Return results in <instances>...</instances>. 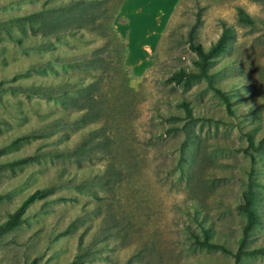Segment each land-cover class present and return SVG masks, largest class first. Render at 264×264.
<instances>
[{
    "label": "rangeland",
    "instance_id": "374dc122",
    "mask_svg": "<svg viewBox=\"0 0 264 264\" xmlns=\"http://www.w3.org/2000/svg\"><path fill=\"white\" fill-rule=\"evenodd\" d=\"M68 1L0 0V163L33 157L0 170V223L50 190L0 236V264H68L80 249L81 264H264L233 258L248 189L260 220L245 244L264 249V147L248 146L264 136V0H179L140 74L120 8L119 40L103 18L53 38L13 21ZM97 1L96 15L118 0ZM194 25L204 48L223 25L233 37L209 83L167 81L195 69ZM201 228L223 250L193 244Z\"/></svg>",
    "mask_w": 264,
    "mask_h": 264
},
{
    "label": "trees",
    "instance_id": "16d2710c",
    "mask_svg": "<svg viewBox=\"0 0 264 264\" xmlns=\"http://www.w3.org/2000/svg\"><path fill=\"white\" fill-rule=\"evenodd\" d=\"M107 0H103L102 2H106ZM112 1V0H108ZM123 0H118L116 4L108 9H104L101 13L93 14V7L98 4L97 0H70L65 3L59 4V6H50L43 7L39 10L33 11L27 15L14 18L13 21H24L29 25V30L32 35H40L43 38H53L57 37L61 34H75L78 33L81 29L86 28V25L96 26L95 21L97 18H103L105 22V26L113 35L115 40H119L117 35H114L112 29V21L116 14V8L119 9ZM238 19L243 23L252 22L251 19L242 11L238 10ZM196 26L194 25L188 35V48L193 51L197 60L195 61V69L187 70L184 68H178L173 71L168 77L167 81L173 82L175 84H179L180 82H188L197 78H204L210 81L211 77L208 74V64L210 58L216 54L225 52V50L229 46V42L232 39V31L229 27L225 25L222 26L221 32L217 36V38L211 42L207 48L198 42L193 41V34L196 30ZM126 51V48L124 47ZM87 89V87L79 88V91H83ZM86 91V90H85ZM218 94L226 100L219 92ZM75 102V101H74ZM76 103V102H75ZM182 108L184 109L186 115L188 117L191 116V111L187 105L181 103ZM252 150H258L264 147V136L258 141L256 145H253L252 141L249 140V145ZM2 149L0 148V153ZM33 157H24L9 163H0V170L5 168L6 166L12 164H19L26 162L28 160H32ZM244 196V203L242 206H239V209L243 212L245 217V221L241 226L240 237L237 240V246L233 253L234 262L238 261L240 257L246 256H264V249L261 248H249L246 246L245 241L247 239L248 234L252 230V228L259 223V214L256 207V197L255 195ZM50 194V190L45 189H36L31 194H29L21 203V205L16 208L8 218L0 223V236L11 230L14 226H16L22 218L24 213L25 204L34 201L36 199L45 198ZM63 199V197H59V199ZM192 243L195 245L206 246L219 248L223 250V246L214 243L211 240V233L208 229L201 228L200 236L196 234H192ZM87 253L83 249H80L77 254L70 260L68 264H81L82 262L87 260Z\"/></svg>",
    "mask_w": 264,
    "mask_h": 264
},
{
    "label": "crops",
    "instance_id": "0c3cea01",
    "mask_svg": "<svg viewBox=\"0 0 264 264\" xmlns=\"http://www.w3.org/2000/svg\"><path fill=\"white\" fill-rule=\"evenodd\" d=\"M179 0H123L119 15L125 24L119 36L125 41V63L135 74L146 67L159 32L166 26Z\"/></svg>",
    "mask_w": 264,
    "mask_h": 264
}]
</instances>
